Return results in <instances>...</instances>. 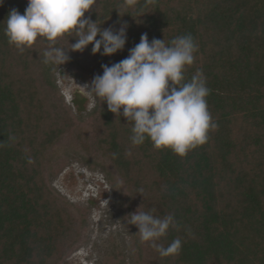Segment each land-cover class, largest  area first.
<instances>
[{
	"label": "trees",
	"instance_id": "obj_1",
	"mask_svg": "<svg viewBox=\"0 0 264 264\" xmlns=\"http://www.w3.org/2000/svg\"><path fill=\"white\" fill-rule=\"evenodd\" d=\"M250 1L255 20L247 27L237 22L235 0L147 5L136 0L134 7H125L124 0H97L85 15L123 25L143 14L149 41L168 44L190 34L197 45L181 83L199 71L210 90L207 103L217 127L204 144L184 156L156 149L150 139L133 145V125L123 110L119 117L96 97L104 133L91 141L89 151L111 165L141 211L174 215L179 230L168 233L191 247L182 253L208 251L207 260L190 264H264V0ZM27 6L28 0H4L0 6V264H39L41 255H46L41 263L49 264L58 243L69 249L78 240L81 218L45 181L48 167L71 145L68 135L77 129L55 73L64 66L88 74L90 82L99 75L89 57L76 52H69L63 65L43 63L46 39L38 38L23 53L10 45L5 19L12 9L24 14ZM131 36L123 50L105 56L109 66L128 57ZM56 46L68 48L69 42L60 38ZM30 90L42 101V118L34 126L25 116ZM61 223L65 230L59 232Z\"/></svg>",
	"mask_w": 264,
	"mask_h": 264
},
{
	"label": "clouds",
	"instance_id": "obj_2",
	"mask_svg": "<svg viewBox=\"0 0 264 264\" xmlns=\"http://www.w3.org/2000/svg\"><path fill=\"white\" fill-rule=\"evenodd\" d=\"M3 3L0 0V6ZM96 3L97 0H28L24 14L10 10L5 19V36L21 53L32 48L38 38L46 39L49 46L43 52L45 64L63 65L70 60L69 52H83L89 45L93 55H114L125 48L127 24L113 31L102 29L98 20L85 18ZM151 3L153 0H146V5ZM135 4L136 0H124L125 7ZM65 35L74 38L75 43L68 48L57 47L58 39ZM196 50L190 34L166 44L165 39L149 41L144 33L127 58L111 66L102 65L103 74L96 75L85 87L106 102L112 113L120 117L123 110L122 115L133 125V145L150 139L156 149H171L184 156L204 144L210 129L217 127L208 108L210 90L202 73L197 71L190 81L181 83L186 67L194 63ZM138 193L143 194V189ZM140 208L127 216V223L138 228L140 241L149 242L161 257L179 254V237L167 247L157 243L170 229L179 230L174 215L155 216Z\"/></svg>",
	"mask_w": 264,
	"mask_h": 264
},
{
	"label": "rangeland",
	"instance_id": "obj_3",
	"mask_svg": "<svg viewBox=\"0 0 264 264\" xmlns=\"http://www.w3.org/2000/svg\"><path fill=\"white\" fill-rule=\"evenodd\" d=\"M235 6L238 9V23L249 25L254 22L252 1L235 0ZM90 18L96 21L94 15ZM97 22L102 29L112 28L113 31H118L124 25H117L112 20ZM126 33L132 37L130 49L140 42L142 34L150 36L146 16L140 14L128 22ZM63 38L68 40L69 47L70 43H75L71 36L65 35ZM90 50L86 48L83 52H73L78 57L88 56L95 70L102 75V65H109L108 59L102 54L93 55ZM79 72L59 66L55 73L56 86L66 106L70 108V116L77 129L74 128L68 135L67 139L72 140L71 145L61 149L57 159L48 167L45 181L47 188L67 203L78 219L81 218V229L78 240L71 248L66 249L59 243L56 245L57 255L49 264H190L193 260H207L208 251L202 255H192V252L188 255V252L180 251L177 255L161 257L156 250L151 252L149 242L140 241L136 234L138 228L127 223L130 219L127 216L139 207L123 182L116 177L111 165L94 159L89 153L91 141L100 137L104 129L97 123L96 96L85 87L91 83L86 79L90 76L86 73L81 76ZM30 91L27 101L30 109L25 116L26 122L34 126L42 118V101L36 98L34 90ZM53 220L57 222L58 217ZM58 227L59 232L65 230L63 223ZM41 239L45 241V238ZM173 239L174 236L168 233L158 243L167 247ZM189 247L182 242L185 251ZM42 257L46 258V255L37 257L39 264H42Z\"/></svg>",
	"mask_w": 264,
	"mask_h": 264
}]
</instances>
